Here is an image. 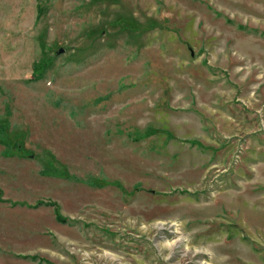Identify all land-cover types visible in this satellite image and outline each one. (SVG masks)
<instances>
[{
	"label": "rangeland",
	"instance_id": "obj_1",
	"mask_svg": "<svg viewBox=\"0 0 264 264\" xmlns=\"http://www.w3.org/2000/svg\"><path fill=\"white\" fill-rule=\"evenodd\" d=\"M0 264H264V0H0Z\"/></svg>",
	"mask_w": 264,
	"mask_h": 264
},
{
	"label": "trees",
	"instance_id": "obj_2",
	"mask_svg": "<svg viewBox=\"0 0 264 264\" xmlns=\"http://www.w3.org/2000/svg\"><path fill=\"white\" fill-rule=\"evenodd\" d=\"M57 216H59L58 219L64 220L61 214H58Z\"/></svg>",
	"mask_w": 264,
	"mask_h": 264
},
{
	"label": "water",
	"instance_id": "obj_3",
	"mask_svg": "<svg viewBox=\"0 0 264 264\" xmlns=\"http://www.w3.org/2000/svg\"><path fill=\"white\" fill-rule=\"evenodd\" d=\"M63 51H64V50H63V49H61V50H60V53H62Z\"/></svg>",
	"mask_w": 264,
	"mask_h": 264
}]
</instances>
